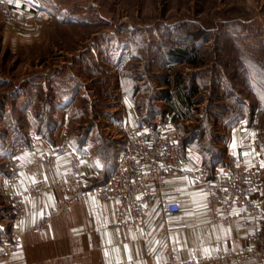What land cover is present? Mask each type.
<instances>
[{
  "label": "rangeland",
  "instance_id": "374dc122",
  "mask_svg": "<svg viewBox=\"0 0 264 264\" xmlns=\"http://www.w3.org/2000/svg\"><path fill=\"white\" fill-rule=\"evenodd\" d=\"M9 4L0 10L2 179L15 177V156L41 135L90 150L108 174L93 183L104 182L126 141L129 105L156 124L180 95L190 106L174 113L179 137L206 161L224 159L241 118L257 125L264 159V0ZM259 181L264 191V173ZM11 210L0 194V240ZM259 249L264 255V210Z\"/></svg>",
  "mask_w": 264,
  "mask_h": 264
},
{
  "label": "crops",
  "instance_id": "0c3cea01",
  "mask_svg": "<svg viewBox=\"0 0 264 264\" xmlns=\"http://www.w3.org/2000/svg\"><path fill=\"white\" fill-rule=\"evenodd\" d=\"M129 106L132 108L128 109L129 116L122 120L124 129L130 128L137 118L133 106ZM166 114L174 117V111H166ZM174 118L178 124L179 119ZM258 138L257 125L241 118L229 128L222 156L232 152L239 161L247 164L262 160ZM65 141L62 136L54 139L40 135L32 146L23 147L19 155L30 159L44 149L70 145ZM181 147L187 153V160L183 169L168 178L164 186L165 193L180 205V211L165 212L159 205H153L147 209L144 222L132 230L115 223L116 200L107 193L90 194L67 209L53 212L55 203L64 197L61 190L53 189L33 197L26 193L29 178L23 171L19 170L15 177H0V194L11 205L13 213L10 229L0 240V264H162L169 251L186 259L210 257L230 247L251 245L254 229L244 230L237 223L211 224L207 220L206 201L198 179L202 175H211L219 161H206L199 149L182 140ZM75 148L82 154L84 179L93 182L108 175L90 150L85 153L82 148ZM40 168L45 179L52 182L66 177L69 165L66 160H61ZM256 191V198L264 203L260 181ZM18 201L24 203L21 214L16 208ZM44 217H48L47 225L37 230L35 226ZM262 221L263 218L261 224ZM13 229L20 235V245L6 250L3 246L11 242ZM245 264H253V261Z\"/></svg>",
  "mask_w": 264,
  "mask_h": 264
},
{
  "label": "built area",
  "instance_id": "2783aa9c",
  "mask_svg": "<svg viewBox=\"0 0 264 264\" xmlns=\"http://www.w3.org/2000/svg\"><path fill=\"white\" fill-rule=\"evenodd\" d=\"M10 9L9 0H0V10ZM125 131L126 141L116 149L114 169L104 182L97 184L83 178L82 155L71 145L44 149L30 159L16 155L15 166H20L29 178L26 193L34 197L53 189L61 190L64 197L55 203L53 212L67 209L90 194L107 193L116 200L115 223L131 230L144 222L147 209L153 205H159L165 212H179L178 202L164 191L168 178L181 171L187 160V153L181 147L177 120L166 114L162 121L150 124L146 118L137 117ZM61 160H66L69 165L66 177L47 181L40 167L52 166ZM263 173L264 161L259 159L247 164L239 161L235 153L226 152L211 175H202L198 179L206 201L208 222L237 223L244 230L254 229L251 245L230 247L210 257L186 259L169 251L162 264H245L249 260L253 264H264V255L259 249L264 206L256 198V185ZM186 174L190 175L188 171ZM16 208L23 213L24 203L18 201ZM47 222L48 217H44L35 228L42 230ZM19 245L20 235L13 229L11 242L3 248L12 250Z\"/></svg>",
  "mask_w": 264,
  "mask_h": 264
},
{
  "label": "trees",
  "instance_id": "16d2710c",
  "mask_svg": "<svg viewBox=\"0 0 264 264\" xmlns=\"http://www.w3.org/2000/svg\"><path fill=\"white\" fill-rule=\"evenodd\" d=\"M161 84L162 85H166L167 82H163ZM163 99L164 100H170V96L169 95H164ZM180 106L181 107L185 106L186 108H188L190 106L189 98H187L186 96L183 97L182 95H180V97H178L177 102L174 104V107H173L172 111H174V113H175V111L179 112Z\"/></svg>",
  "mask_w": 264,
  "mask_h": 264
}]
</instances>
